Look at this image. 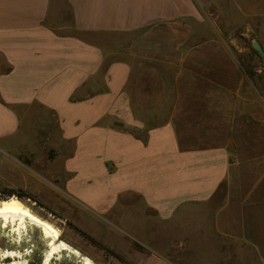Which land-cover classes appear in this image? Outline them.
<instances>
[{
  "label": "crops",
  "instance_id": "0c3cea01",
  "mask_svg": "<svg viewBox=\"0 0 264 264\" xmlns=\"http://www.w3.org/2000/svg\"><path fill=\"white\" fill-rule=\"evenodd\" d=\"M219 16L248 34L264 0H0V149L73 142L65 189L129 208L134 264H264V96Z\"/></svg>",
  "mask_w": 264,
  "mask_h": 264
},
{
  "label": "rangeland",
  "instance_id": "374dc122",
  "mask_svg": "<svg viewBox=\"0 0 264 264\" xmlns=\"http://www.w3.org/2000/svg\"><path fill=\"white\" fill-rule=\"evenodd\" d=\"M218 20L221 23L217 26L224 32L227 44L231 45L234 51H239L240 61L248 73V80L253 83L257 93L264 96V60L252 48V43L256 42L264 51V24L253 23L251 27L249 26L250 32L245 34L243 29H236L238 24L232 25V29L228 23H224L222 16H219ZM143 81L147 83L146 86L149 81L151 82L152 92L160 83L154 74H148ZM165 108V105H162L161 111L158 106L157 111H161L160 115L165 113ZM147 112L152 118L159 115L154 110ZM54 124V120L48 123L45 119H40L29 122L28 126L47 130L52 129ZM35 139L37 141L33 146L38 156V160L35 161L26 158L25 161L20 160L19 149L15 151L0 149V190H21L30 196L18 198L15 195L11 197L0 195V201L13 198L20 200L29 210L58 229L61 240L82 255L91 258L95 264H134L129 260V255L136 251L132 239L133 226L128 222L129 208H115L108 215H98L87 210L79 199L68 194L65 189L69 175L65 173L64 158L72 153L73 142L71 145L69 143L67 145L66 142L64 150L58 136L44 135L40 132ZM46 247V241L33 227L23 232L19 239V234L10 228L0 226V253L13 250L20 253L22 260L24 258L28 264H43V257L48 249ZM189 249L187 250L190 254L195 253L193 249L190 251ZM188 252L184 251L183 254ZM50 264L81 262L72 254L63 252Z\"/></svg>",
  "mask_w": 264,
  "mask_h": 264
},
{
  "label": "bare ground",
  "instance_id": "6f19581e",
  "mask_svg": "<svg viewBox=\"0 0 264 264\" xmlns=\"http://www.w3.org/2000/svg\"><path fill=\"white\" fill-rule=\"evenodd\" d=\"M0 226L10 228L17 235L19 234V239L29 227L35 228L42 239L46 241V248H48L43 257V264H50L53 259H56L63 252L72 254L80 260L81 264H95L91 258L82 255L77 249L61 240L58 229L47 220L33 213L16 198L0 201ZM0 264H28V262L24 258L22 260L20 253L5 250L0 253Z\"/></svg>",
  "mask_w": 264,
  "mask_h": 264
},
{
  "label": "trees",
  "instance_id": "16d2710c",
  "mask_svg": "<svg viewBox=\"0 0 264 264\" xmlns=\"http://www.w3.org/2000/svg\"><path fill=\"white\" fill-rule=\"evenodd\" d=\"M0 195H4L6 197H11V196L15 195L18 198H23V197L30 198L29 195L22 193L21 190L16 191V190H12V189H1L0 190Z\"/></svg>",
  "mask_w": 264,
  "mask_h": 264
},
{
  "label": "water",
  "instance_id": "95a60500",
  "mask_svg": "<svg viewBox=\"0 0 264 264\" xmlns=\"http://www.w3.org/2000/svg\"><path fill=\"white\" fill-rule=\"evenodd\" d=\"M252 48L261 56V58L264 60V51L262 50V47L258 43H252Z\"/></svg>",
  "mask_w": 264,
  "mask_h": 264
}]
</instances>
